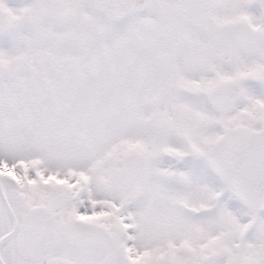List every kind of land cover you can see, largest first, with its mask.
<instances>
[{
    "label": "snow or ice",
    "instance_id": "1",
    "mask_svg": "<svg viewBox=\"0 0 264 264\" xmlns=\"http://www.w3.org/2000/svg\"><path fill=\"white\" fill-rule=\"evenodd\" d=\"M0 264H264V0H0Z\"/></svg>",
    "mask_w": 264,
    "mask_h": 264
}]
</instances>
